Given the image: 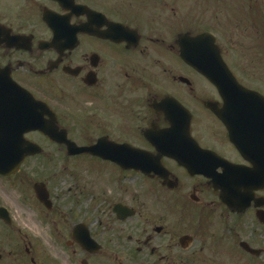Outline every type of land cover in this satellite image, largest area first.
<instances>
[{"label":"flooded vegetation","instance_id":"obj_1","mask_svg":"<svg viewBox=\"0 0 264 264\" xmlns=\"http://www.w3.org/2000/svg\"><path fill=\"white\" fill-rule=\"evenodd\" d=\"M0 264H264V0H0Z\"/></svg>","mask_w":264,"mask_h":264},{"label":"water","instance_id":"obj_2","mask_svg":"<svg viewBox=\"0 0 264 264\" xmlns=\"http://www.w3.org/2000/svg\"><path fill=\"white\" fill-rule=\"evenodd\" d=\"M203 39L204 37L189 39L190 63L197 72L203 74L208 80L215 84L218 89L223 88L225 90V86L223 84L229 81L231 77L230 75H226L225 72L227 71L223 62H221L219 55H214L211 48L201 47L204 43ZM107 159L113 161L111 156Z\"/></svg>","mask_w":264,"mask_h":264}]
</instances>
